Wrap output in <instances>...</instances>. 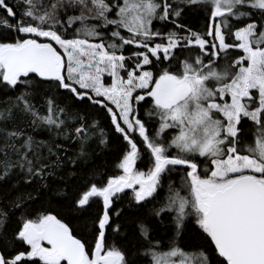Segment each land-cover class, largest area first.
<instances>
[{"label": "snow or ice", "instance_id": "1", "mask_svg": "<svg viewBox=\"0 0 264 264\" xmlns=\"http://www.w3.org/2000/svg\"><path fill=\"white\" fill-rule=\"evenodd\" d=\"M0 94V264H264V0H0Z\"/></svg>", "mask_w": 264, "mask_h": 264}, {"label": "trees", "instance_id": "2", "mask_svg": "<svg viewBox=\"0 0 264 264\" xmlns=\"http://www.w3.org/2000/svg\"><path fill=\"white\" fill-rule=\"evenodd\" d=\"M183 23L193 30H203L205 26V18L202 13L189 11L186 13ZM11 95V93H9ZM5 97L0 94V101H2ZM107 121L101 119V126L106 127ZM18 126L25 127V130H28L25 125L19 124ZM37 139H48V133L43 131H38L33 133ZM57 143H63L64 148L67 151L64 153L65 161L67 162V158L73 156L78 151V146L75 142H65L59 138H56ZM121 144L114 137L110 136L109 145L107 147H101L97 144L95 140L91 141L89 144V151L91 153L88 161L78 162L76 165H71L66 163L63 167L59 176H57L54 180L49 181L53 187L60 186L63 187V182H67L69 186V191H71L72 187L77 183L78 177L80 175H87L89 172L93 170H98L100 174L110 175L113 172V164L116 161L118 155L120 154ZM143 167V165H141ZM75 172L76 175H71L72 172ZM14 179V178H13ZM10 187V182H0V199H3L6 194H8V190ZM34 185L23 186L21 185V189L25 192H32ZM33 195L35 193L33 192ZM163 195V193H161ZM57 201L61 198L54 197ZM116 207H122L123 213L121 219L127 221L126 231L129 236H131L133 232V221L141 217L146 211L137 210L135 208H130L127 204L126 200H122L117 202ZM151 207V205H149ZM73 223H77L73 220Z\"/></svg>", "mask_w": 264, "mask_h": 264}]
</instances>
